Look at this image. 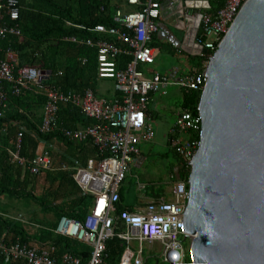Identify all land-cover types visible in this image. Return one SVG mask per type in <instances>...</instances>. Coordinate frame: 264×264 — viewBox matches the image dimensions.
<instances>
[{
	"label": "built area",
	"instance_id": "2783aa9c",
	"mask_svg": "<svg viewBox=\"0 0 264 264\" xmlns=\"http://www.w3.org/2000/svg\"><path fill=\"white\" fill-rule=\"evenodd\" d=\"M245 0H225L224 5L215 14L203 12L200 16L198 32L193 47L205 48L203 69L180 74L173 67L165 74L155 73L146 76L141 64L153 63L156 49L150 45L151 38L158 31L157 20L161 18V3L146 0L137 11H115V18L121 28L96 24L93 31L115 36V43L106 40L86 39L88 45L98 49V76L113 78L115 90L120 93L111 99L97 96L91 89L84 92H64L54 86L46 87L40 131L50 133L60 130L71 140L91 141L97 149V157L87 160L80 166L63 164V170H71L72 177L83 195L92 197V204L83 222L61 216L54 231L64 237L77 239L90 248L86 261L73 252L66 251L60 256L50 242H22L19 239L8 242L0 238V256L8 261H23L25 264H101L105 257L106 242L117 236L127 243L136 240L161 244V259L166 264H193L187 259L184 246L185 233L182 230L183 213L189 196L188 179L177 180L172 189V199L160 198L148 202L143 208L130 211L123 209L117 218L124 230L115 228L113 213L119 201V188L130 170V164L140 153L139 144L150 141L155 131L149 122L146 109L149 95L161 91L166 93L169 85L182 88H203L206 67L219 43L228 31L238 10ZM130 4H141L140 0H128ZM174 3L171 2L170 5ZM19 0H0V39L8 35H19ZM194 15V14H193ZM69 23V22H68ZM83 27V26H80ZM71 40L76 41L75 37ZM126 54L131 59L124 68H118L115 57ZM17 54L6 49L0 58V83L8 82L12 94H20L24 89L39 86L47 77L34 65H23L16 69ZM7 99V91L0 86V102ZM71 103L81 112L94 120L93 123L78 128L60 127L59 106ZM171 145L184 163L191 168V160L200 144L201 116L188 109H181L170 129ZM196 136V137H192ZM23 131H18L12 158L25 167L32 175L43 170H51L53 161L46 141L40 139L36 153L29 159L19 154ZM17 220L28 223L21 215ZM142 249L136 255L127 249L123 261L133 260L134 264H143Z\"/></svg>",
	"mask_w": 264,
	"mask_h": 264
},
{
	"label": "water",
	"instance_id": "95a60500",
	"mask_svg": "<svg viewBox=\"0 0 264 264\" xmlns=\"http://www.w3.org/2000/svg\"><path fill=\"white\" fill-rule=\"evenodd\" d=\"M200 16H185L192 54L207 52L193 47ZM210 58L181 232L193 264H264V0L242 3Z\"/></svg>",
	"mask_w": 264,
	"mask_h": 264
},
{
	"label": "trees",
	"instance_id": "16d2710c",
	"mask_svg": "<svg viewBox=\"0 0 264 264\" xmlns=\"http://www.w3.org/2000/svg\"><path fill=\"white\" fill-rule=\"evenodd\" d=\"M119 1L121 2L117 0H19L20 34L8 35L0 39V58L4 57L6 49H11L18 56L16 69L23 65H34L47 70L50 75L39 84L40 87L52 84L65 91L94 87L93 83L98 73L97 50L71 42L66 38L96 37L92 28L99 23L108 27L120 25L114 18L115 8L124 2V0ZM221 3V0H211L210 5L215 9L221 6ZM140 8L141 6L133 7L135 10ZM151 45L161 49L170 48L154 40L151 41ZM188 58L192 62V67H197V72H201L205 57L189 56ZM129 59V56L120 55L118 65L123 67ZM0 86L7 91L6 101L0 102V195L9 194L17 198H28L43 209L52 210L57 218L66 216L83 222L90 209L92 197L81 193L72 177L71 170H63L60 165L56 169L43 170L39 174L32 175L29 170L13 160L12 152L15 149V137L20 130L23 131V137L19 154L29 159L34 156L40 139L59 140L69 147L82 144H90L94 147L93 144L90 141L71 140L60 130L42 133L39 127L42 122L40 111L45 100L43 93L30 88L16 95L9 90L8 82L3 81ZM201 90V87L181 88L179 107L188 109L194 114L198 113ZM58 116L60 127L76 128L77 123L86 125L91 123L90 119L70 103L61 105ZM192 137L196 136L192 135ZM171 151L175 160L169 166L170 179L175 180L177 175L179 179H188L190 166L183 162L174 148H171ZM51 159L55 160L53 155ZM175 166L176 169L173 170ZM40 183L43 188L38 195L36 188ZM162 190L160 188L158 193ZM115 207L118 212L123 209L130 210L123 207L120 200ZM118 223H120L119 220ZM51 225L52 228L55 227V224ZM40 233L43 235L38 237L30 235L20 221L0 214V238L5 241L11 242L16 239L22 242L33 239L49 241L55 245L57 256L69 251L84 260L88 259L90 248L83 243L58 235L54 231L40 230ZM123 249L124 244L119 238L109 239L106 243L107 257L105 256L103 263L117 264ZM186 257L190 259L188 254ZM0 264L25 263L8 261L0 256Z\"/></svg>",
	"mask_w": 264,
	"mask_h": 264
},
{
	"label": "crops",
	"instance_id": "0c3cea01",
	"mask_svg": "<svg viewBox=\"0 0 264 264\" xmlns=\"http://www.w3.org/2000/svg\"><path fill=\"white\" fill-rule=\"evenodd\" d=\"M145 1L146 0H144L142 2L140 0L141 4H130L128 2V0H126V2L124 0L123 3H121L120 5H118L115 8V11L117 9H121L123 12L137 11V10H140L142 8V4ZM187 1L188 0H181V6L178 7V8L174 7L175 4H173V5L168 4L167 5L166 4V0L160 2L161 3V18H159L157 20L158 31L153 34V36L151 38V41L154 40L155 42L161 43L164 46H169L170 48L161 49V48H159L157 46L151 45V41H150V45L153 46L156 49L154 62L156 61L158 53L160 51H162V50L166 51L167 53H169L171 55H178V54H182V53H185L187 55V61L189 62V65L188 66L185 65V68H183V70H181L179 67H177L179 69L180 74L191 73V72H193V70L197 71V67H192L193 65H192V62H190V60L188 58L189 56H203L202 55L203 53H201V54H192L191 52L186 51L182 47V44H183V41H184V37L187 34V31L190 30L193 27V23H191V19H187L185 16L189 14V15H191L193 17L194 16L197 17L198 14H201L203 12H209V13L215 14L216 11L219 8H221L224 5V2H225V0H221V2H222L221 4L222 5L217 7V8H215V9H213V7H211V5H210L211 0H191V1H193L191 6L186 4ZM212 1H214V0H212ZM134 6H141V8L135 10V9H133ZM101 9L103 10V6L101 7ZM115 11H114V15H115ZM178 12H182V14H181L182 17H181V15L178 14ZM181 18H183V20H182L183 23L181 22ZM67 24H71V23L67 22ZM199 24H200V21H199ZM77 26L80 27V25H77ZM110 27L121 28L122 25L120 24L118 26H110ZM198 28H199V25H198ZM198 28H197V32H198ZM92 32L96 34V37H89V38H85V39H78V38L75 37L76 41L71 40L72 37L66 38V39L70 40L71 42H75V43H79V44H83V45L95 48L97 50V55H98L97 46L88 45L85 42L86 39H92L93 41L106 40V41L112 42V43H115V41H116L115 36H113L111 34L98 33V32L93 31V28H92ZM196 33L194 35V38L196 36ZM175 41H180L181 42V46L180 47L175 46L174 45ZM120 55H124V56H127V55L126 54H118L115 57V61L117 63V67L122 69L130 61L131 57L129 56L130 59L127 61V63L123 67H120L118 65V61H119L118 58H119ZM203 63H204V60L202 61V65H203ZM147 64H152V63H146V64H141L140 65V68L144 71L146 76H151V75H153L155 73H159V72H155V71H152V70H146L144 66L147 65ZM173 67H175V66H172V68ZM40 70L43 73L47 74V77L45 79H43V80H46L49 77V75H50L49 72L47 70H44V69H40ZM159 74H165V73H159ZM107 79H112V81H113V93L110 96L107 95V93L110 90V88L108 87ZM93 85H94V87H86L83 90H76L75 89V90L65 91V90L61 89L59 86L49 84V85H46V86L44 85L42 87H40V86L35 87V91L36 92H42L43 95H44V91H45L46 87L54 86V87H56L59 90L64 91V92L72 91V92H80V93H82V92H84L87 89H91L97 96L106 97L108 99H111V98H113L115 96H119L120 95V93L115 90V87H114L115 81H114L113 78H102V77H99L98 73H97V76H96V78L94 80ZM171 87H178L179 88V93L178 94H179V97H181V91L180 90H181L182 87L177 86V85H169L166 88V93L158 91V92H153V93H151L149 95V100H148V103H147L146 113H147L149 122L151 123V125H152V127H153V129L155 131V135H156V130H155V128H154V126H153V124L151 122V119H152V116H156L158 114L157 113V108L159 106L167 107L166 104L164 105L163 102H161L162 101L161 98L162 97H166V96H168L170 94V88ZM178 102H179V100H178ZM62 104H64V103L60 104L59 110H60V107H61ZM76 108H78V107H76ZM181 109L182 108L179 107L178 110L175 111L176 116H177V113ZM78 110L81 112V110L79 108H78ZM40 112L43 115V108L41 109ZM85 117H87V116H85ZM88 119L91 120V123L94 122L93 119H91V118H88ZM91 123H89V124H91ZM59 125H60V123H59ZM84 125L86 126V124H84V123H77L76 124V128L83 127ZM172 126H171V128H172ZM170 138H171V135H170V130H169V135H168V138H167V144L170 146L169 148L171 149L173 147L171 145V139ZM154 139H155V136H154V138L152 140L143 141V142H141L139 144L140 153L136 155V157L134 158V160L130 164V170L127 173V176H126L125 180L120 185V188H119V195H120V199L119 200H120V203L122 204L123 207L130 208V211L141 209L148 202H151V201H154V200H158L160 198H163V199H166V200H171L173 198L172 194H171V189H172L174 183L177 180H179V178H178V175H177L175 180L172 181L170 179L171 171H170V167L169 166H170L171 162L173 160H175V159H173L172 161H169V162L166 163L164 161V159L166 157V154H163V155L160 154L159 155V159L162 160L161 161V163H162L161 164L162 172H161V174L159 176H155V175L154 176L153 175H148V176L145 175L144 176L143 175V177H145V178H142L141 175H139L137 173L132 174V166H134V167H136L138 169H141L143 167V165H144V162L147 160V157L152 154L151 153V147H152L151 143L154 141ZM45 141H46V148L49 150L50 155L51 156L53 155V157L55 159V160L52 159L53 168L54 169H56L58 166L63 165V164H73V162L75 160L79 163L80 166H84L88 159L97 157V149L95 148L96 149V151H95V149H94L95 146L94 145H93L94 147H92L90 144H82V145L75 146V147H69L67 145L65 146V144L61 143L59 140H49V141L45 140ZM81 142H87V141H81ZM146 144L148 145V147H146ZM19 152H20V150H19ZM71 161H73V162L71 163ZM174 169H176V166L173 168V170ZM141 173L142 174H146L144 170ZM129 177H134L135 180L132 181V182H128L127 180L129 179ZM172 182H173V185H171V187H170L168 184H171ZM42 188H43L42 183L37 184L36 193L38 195H40V193L42 191ZM160 188L163 189V190L158 193ZM18 199L19 198L15 197V196H12V195H9V194H1L0 195V214L4 215L6 217L12 218L14 220H17L16 217L18 215H21L28 223L22 222L20 220H18V221H20L24 225L25 229L27 230V232L30 235H37V237H38V235H40V236L43 235V234L40 233V230L54 231V229L56 227V224H57V221H58V219L60 217L57 218L52 210L43 209L42 207L39 206V204H37L33 200H31V201H32V203L36 204L37 208H36V206H31L32 207L31 208L32 215H27L26 212L24 213L23 211H21L19 209H15V205H16V202L18 201ZM91 204H92V202H91ZM90 208H91V206H90ZM118 213H120V212H118L117 209L113 213V216L115 217V220H114L115 228L117 230H124L125 229L124 225L117 218V216H118L117 214ZM24 216H26V217L29 216V217L26 218ZM118 220L120 221V223H118ZM51 224H55V227L52 228ZM54 233H56V232L54 231ZM113 237H117V236H113ZM113 237H111V238H113ZM43 238H45V237H43ZM117 238H119V237H117ZM70 239L78 241L77 239H74V238H70ZM119 239L121 240V243L124 244V249H123V252H122L121 257L118 260L117 264H124V261H123L124 258L123 257L125 255L127 249H129L133 253V255H136L138 250H139V248L141 247V245L139 244L138 249L135 250V249H133L131 247V243L130 242L127 243L125 240H122L121 238H119ZM30 242L46 243V242H49V241H41V240H38V239L37 240L33 239V240H30ZM85 246L88 247L87 245H85ZM141 249H142V247H141ZM140 255L142 257V252H141ZM105 256L107 257L106 250H105ZM142 260H143V257H142ZM84 261H86V260H84ZM103 261H104V259H103ZM103 261H102L101 264H104ZM127 263L128 264H134L132 259L130 261H128ZM163 263H165V262H163Z\"/></svg>",
	"mask_w": 264,
	"mask_h": 264
},
{
	"label": "rangeland",
	"instance_id": "374dc122",
	"mask_svg": "<svg viewBox=\"0 0 264 264\" xmlns=\"http://www.w3.org/2000/svg\"><path fill=\"white\" fill-rule=\"evenodd\" d=\"M117 2H121V1L117 0ZM174 45L180 47L181 42L175 41ZM185 65L186 66L189 65V62L187 61V55L185 53L178 55H171L166 51L162 50L158 53V56L154 63L147 64L144 67L146 70H152L159 73H167L171 71L172 66L179 67L181 70H183V68H185ZM107 82H108V87L110 88L107 95L110 96L113 93V81L112 79H107ZM178 93H179L178 87H171L170 94L166 97L161 98L162 100L161 102H163L164 105L166 104L167 107L159 106L157 108L158 114L156 116H152L151 119V122L156 130L155 139L151 143L152 154L147 157V160L144 162V165L141 169L132 166V174L137 173L141 175L142 178H145L143 177V175L159 176L162 172V166H161L162 160L159 159V155L166 154V157L164 159L166 163L174 159V155L171 149L169 148L170 146L167 144V138L169 135V130L176 118L175 111H177L179 108L178 100L180 97ZM146 147H148L147 144ZM143 170L145 171L146 174L141 173ZM134 180H135L134 177H129L127 181L132 182ZM168 185L171 187V185H173V182ZM31 206H36L35 203H32L31 199L19 198L18 201L16 202L15 209H19L24 213L26 212L27 215H32ZM28 217L29 216H27L26 218ZM130 243L133 249L135 250L138 249L139 247L138 241L133 240ZM184 246L186 249V253L189 255L187 241H184ZM141 247H142L143 264H165L162 262L161 259L162 249L160 242L143 241L141 243Z\"/></svg>",
	"mask_w": 264,
	"mask_h": 264
}]
</instances>
